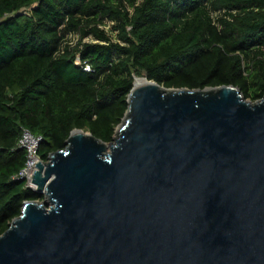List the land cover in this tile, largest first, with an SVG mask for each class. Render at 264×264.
Listing matches in <instances>:
<instances>
[{"label":"water","instance_id":"1","mask_svg":"<svg viewBox=\"0 0 264 264\" xmlns=\"http://www.w3.org/2000/svg\"><path fill=\"white\" fill-rule=\"evenodd\" d=\"M135 79L110 143L35 164L0 264H264V97Z\"/></svg>","mask_w":264,"mask_h":264},{"label":"trees","instance_id":"2","mask_svg":"<svg viewBox=\"0 0 264 264\" xmlns=\"http://www.w3.org/2000/svg\"><path fill=\"white\" fill-rule=\"evenodd\" d=\"M134 78L261 100L264 0H0V235L24 202L43 201L13 180L26 161L22 130L42 138V163L73 130L110 143Z\"/></svg>","mask_w":264,"mask_h":264},{"label":"built area","instance_id":"3","mask_svg":"<svg viewBox=\"0 0 264 264\" xmlns=\"http://www.w3.org/2000/svg\"><path fill=\"white\" fill-rule=\"evenodd\" d=\"M80 67L84 73H93V69L86 62L81 63L79 58L74 63ZM42 141L41 137L33 136L27 130H22L21 136L16 144L15 149L25 152L26 161L22 170L13 178V180H25L26 187L33 190L35 187L32 185V174L36 170L35 164L42 163L38 157V146ZM1 150V148H0Z\"/></svg>","mask_w":264,"mask_h":264},{"label":"rangeland","instance_id":"4","mask_svg":"<svg viewBox=\"0 0 264 264\" xmlns=\"http://www.w3.org/2000/svg\"><path fill=\"white\" fill-rule=\"evenodd\" d=\"M111 27H112V24L107 22V21H105L104 25L101 28L103 30H106V31L110 32V35L115 36V33L111 31ZM77 41H78V38L76 36H72L70 38V43L73 44V45H75L77 43ZM83 42L84 43H89V42H93V41H92L91 38H86V39L83 40ZM85 133H87V132H85Z\"/></svg>","mask_w":264,"mask_h":264},{"label":"bare ground","instance_id":"5","mask_svg":"<svg viewBox=\"0 0 264 264\" xmlns=\"http://www.w3.org/2000/svg\"><path fill=\"white\" fill-rule=\"evenodd\" d=\"M147 83H145L144 79H135V83H134V87L135 88H139L141 86L146 85ZM107 152H109V147H107ZM34 187V186H33Z\"/></svg>","mask_w":264,"mask_h":264}]
</instances>
